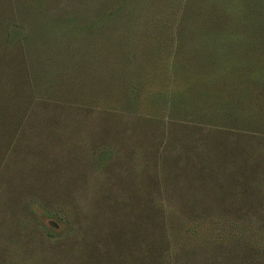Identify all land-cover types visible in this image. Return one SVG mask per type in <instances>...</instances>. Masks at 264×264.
<instances>
[{
  "label": "rangeland",
  "instance_id": "rangeland-1",
  "mask_svg": "<svg viewBox=\"0 0 264 264\" xmlns=\"http://www.w3.org/2000/svg\"><path fill=\"white\" fill-rule=\"evenodd\" d=\"M202 3L0 0V264H264V144L252 179L215 185L179 162L180 109L160 96L188 90L192 113V83L162 65L199 55L189 6L228 12ZM235 3L247 74L264 0Z\"/></svg>",
  "mask_w": 264,
  "mask_h": 264
},
{
  "label": "trees",
  "instance_id": "trees-1",
  "mask_svg": "<svg viewBox=\"0 0 264 264\" xmlns=\"http://www.w3.org/2000/svg\"><path fill=\"white\" fill-rule=\"evenodd\" d=\"M192 1L204 8L202 0ZM235 1L225 0L228 12H223L222 18L220 9L210 14L205 9L189 6L187 10L192 8V19L198 23L199 41L193 51L197 50L199 55L194 53L191 62V58L181 52V47L178 57L175 55L170 63L162 65L168 70L167 74L174 70L179 86L182 72L192 83V113L184 112L191 100L188 90L183 88L171 98L160 95L166 104L171 102L174 109H180L175 115L177 118H170L172 128H182L175 140L181 152L179 162L184 153H190L194 163L192 171L198 169L203 178L207 176L215 185L227 176V168H233L246 180L252 179L262 166L263 151L259 147L264 144V108L260 111L255 105L261 97L264 102V66L252 65L247 74L241 72L240 66L248 56L236 51L235 44L229 40V36L237 35V31L229 27ZM239 4L243 5L242 0ZM244 4L247 8L250 0H244ZM207 76L209 79L204 80ZM183 135H189V139ZM183 171L185 167L181 173ZM216 192L224 193L219 186Z\"/></svg>",
  "mask_w": 264,
  "mask_h": 264
}]
</instances>
